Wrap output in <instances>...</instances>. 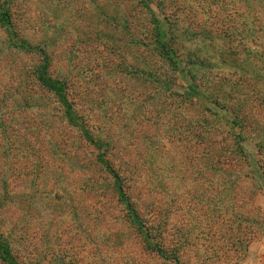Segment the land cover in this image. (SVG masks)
Segmentation results:
<instances>
[{"label": "rangeland", "instance_id": "rangeland-1", "mask_svg": "<svg viewBox=\"0 0 264 264\" xmlns=\"http://www.w3.org/2000/svg\"><path fill=\"white\" fill-rule=\"evenodd\" d=\"M138 1L118 0L109 4L108 18L115 20L95 24L93 15H100L92 12L89 0H18V36L44 46L50 56L52 73L68 78L76 99L77 95L82 98L77 100L82 114L93 127H103L111 142L118 139L119 147L123 148L121 153L138 160L141 208L152 218L158 217L160 221L163 214L168 220L164 236L169 248L179 254L181 264H264V0H164L171 15L169 20L178 28L179 39L182 41L183 32L199 35L192 45H198L204 52L210 51L214 59L211 65L238 85L233 93L235 101L226 102L235 104L232 105L234 110H239L240 101L251 100V110L246 111L247 115L235 129L227 126L225 120L230 121L229 117L213 115H221V110L212 105H207L212 114L198 104L188 106L189 112L207 117L203 119L210 124L200 122L199 126L208 142H217L208 145L205 142L200 148L197 146L199 140L194 139L191 154H188V146L182 148L185 143H173V137L167 135V131L158 132L160 124L174 127L177 119L173 117L170 102L175 99H160L163 89L138 71L142 68L143 58L158 64L154 56L143 52L144 47L133 43L134 39L140 42V38L149 42L146 39L150 32L149 19L137 6ZM157 2L155 0V6ZM207 9L209 13H205ZM55 10L60 20L53 16ZM125 19L131 23L135 38L123 35L125 31L117 25ZM55 22L61 30L60 35L49 39L54 37L49 25ZM96 31L102 35L105 32L116 42L120 52L115 53L110 46H105L99 40L102 35L98 36ZM8 38L10 36L0 28V95L10 97L3 113L8 112V125L16 127L26 117L20 115L17 86L21 84L23 89L32 83L29 70L40 61L8 46ZM225 50L228 53L226 60L230 63L227 67L222 57ZM202 75L203 72H197L195 81L181 75L175 79L170 76L169 80L179 94H183V87L202 84L208 88L206 94L213 93L209 99L217 94L223 96L219 89L229 83L224 81L223 85L212 78L216 85H209L202 80ZM166 77L162 73L161 78ZM251 96L263 99L253 102ZM46 97L43 106L27 114L28 119L37 122L32 144L27 147L20 141L12 154L16 164L13 168L17 171L28 169L31 175L10 179L11 188L16 197L25 192L34 196V192L40 190L55 199V196H63L70 205L62 213H53L49 209L41 219H37L33 209L28 212L26 238L29 245H35L38 250L31 246L26 254L32 259L39 253L40 260L44 258L42 264H57L48 250L56 253L65 248L71 252L65 259L68 264H99L103 259L102 264H163L155 258L151 261L148 254L136 260L131 257L139 247L138 242L131 240V244H127L129 231L125 224L114 225V230L109 231L106 223H99L98 216L90 209L93 199L88 196L89 190H79L80 170L71 165L76 157L72 158L67 149L59 148L66 140L64 132L67 137L74 138V142L75 134L66 132L58 121V113L54 112V98ZM50 99L52 101L48 102ZM177 101L182 102L181 98ZM26 126L27 123H23L17 133L21 138L26 137ZM36 135L40 136L38 144L34 141ZM7 140V135L0 130L2 154ZM34 144L37 148L43 147V156L31 151ZM3 156L0 170L7 174L11 168L4 165L7 161L5 154ZM61 165L65 169L61 170ZM42 168L47 171V176L49 171L53 172L46 187L42 177L35 179ZM61 172H67L66 176L70 174L68 184L60 176ZM35 181L39 182L36 189L33 188ZM54 187L69 190V195L65 196L62 189L54 191ZM20 210L14 205L8 206L0 213V219L11 226L12 221L20 219ZM79 218L84 225L82 229L77 227ZM115 229L118 233L113 236ZM44 232L50 234L49 240L43 238ZM59 232L61 238L55 239ZM121 242H125L124 245ZM73 253L76 254L74 261L71 260ZM36 260L37 257L32 259Z\"/></svg>", "mask_w": 264, "mask_h": 264}, {"label": "trees", "instance_id": "trees-1", "mask_svg": "<svg viewBox=\"0 0 264 264\" xmlns=\"http://www.w3.org/2000/svg\"><path fill=\"white\" fill-rule=\"evenodd\" d=\"M17 1L18 0H0V28L10 36V38H8V46L17 48L26 54H31L39 58L40 62L29 70L30 75L33 77L32 83L30 82V85L26 84L23 89L20 88L22 87L21 84H18L16 90V95L18 96L17 104H21L20 115H26L24 118L26 122L23 120V122L16 127L8 125L9 121L6 119L8 112L3 113V109L8 108L7 101L10 100V97L6 95V98H4V95H0V130L2 134L7 135L8 139L7 145L3 150V154H5L7 161L4 165L10 166L11 168V172H7V174H3V171L0 170V213H3L8 206L12 207L13 205L21 209L20 219L18 221H12L11 226H8L3 219H0V264H42L44 258L40 260L39 253L36 254V256H32V259L37 257L38 261H32L30 256L26 254L28 250H31V246H35L29 245V240L26 238L29 226L28 212L33 209V211H36L37 219H41L49 209L53 213H62L64 212V208L70 205L64 201L63 196H55V199L54 197H49L50 193L40 190L35 191L34 196L27 195L25 192L22 196L16 197L14 188L13 190L11 188L10 179L14 177L20 178V176L28 178L31 175V173H28V169L17 171L13 168L16 167V164L13 161L12 154L14 150L17 149L16 145H19L20 141L21 145L27 144V147L32 144L33 141L31 139L35 134L34 128L37 127V122L33 119H28L30 117L27 116V114L28 111H35L40 106H43L45 104L44 100L47 98L46 96L54 98V112L58 113V121L63 124L66 132L68 134H75L76 141L74 142L72 141L74 138L70 136L67 137V134L64 132L66 140L62 141L59 148H64L65 151L67 149L72 158L76 157L71 165L72 167L78 166L80 170L78 178L81 183V188L79 187V190H89L88 196L93 199L90 203V209L98 216L99 223H106L108 226L106 229L109 231L114 230V225L116 227L121 223L127 226V230L129 231L126 239L127 244H131L129 243L130 240L133 243L138 242L139 248L131 253V257L133 256L134 260L141 258L144 254H148L151 261L155 258L158 261L161 260L163 264H181L180 256H178L179 254L174 248H169L167 239L164 236L165 231H167L168 220L163 214L160 217V221L158 217L152 218L151 215L143 212L141 208L142 191L137 183L139 177L138 160L128 154L121 153L123 148L121 149L119 147V140L116 139L118 142L116 140H112L111 142L109 135H106V131L103 127H93L90 120L82 114L83 112L78 108L77 103V100H82V98L77 95L76 99L68 78H61L52 73L50 56L44 46L40 43H31L25 38H19L17 31L18 26L16 24L19 13L16 8ZM117 1L118 0H89L92 12L96 11L100 15V17L93 15L95 24H106V22L112 19L115 20V18H108V5L113 2L117 3ZM154 3L155 0H139L138 3L136 2L142 12L146 13L148 16L150 23L148 28L150 32H148L146 36L149 42L141 40L140 38V42L134 39L133 43L134 45L137 44L144 47L143 52L150 53L154 56L158 64H155L152 60L143 58L142 68L138 71L145 79L157 83L158 86L163 89L159 96L160 99L165 98L168 100L171 97L175 99L170 102V109H173L174 113L173 117L177 119V121L174 122V127L171 128L168 124H160L158 132L161 133L162 130L167 131V135L169 134L170 137H173V143H185L182 148L188 146V154H191L194 147V139L199 140L197 146L200 148L205 142H207V145L209 143L216 144L217 142H208L201 131V126H199V124L202 122L210 124L207 122V119H203L207 117L189 112L191 110H188V106L191 107V105L196 106V104H198L211 113L212 110L207 107V105H212L218 108V110H221V115L217 113L213 115L216 117H229L230 121L225 120V122L230 129H235L238 127L237 125L240 120L247 115L246 111L249 109L251 110V106L249 105L251 100L247 99L245 102L240 101V105L238 106L239 110H234V106L232 105L235 104L230 105L226 101L229 100V103L235 101L236 97L233 93L237 91L238 85H236L232 79L223 76L219 70H216V66L211 65L214 59L210 51L204 52L198 45H192L194 40L198 39L199 35L196 33L189 35L183 32L181 33V37L183 38L182 41L179 39L180 37L177 34L178 28L169 20L171 15L168 13L169 9L165 8L164 0H158L156 6ZM92 5H94V8ZM56 11L57 10L53 12V16L56 20H60V15L56 14ZM209 12V9L205 11V13ZM56 25V22L49 25V29L52 30L54 36L53 38L49 37V39H55L60 35L61 30H59ZM117 25L122 27L125 31L123 35L130 38L134 37L131 29L132 26L128 19L123 20L122 23H118ZM56 31H58V34H55ZM96 33L98 36L102 35V32L98 34L96 31ZM99 40L105 46H110L115 53L120 52V49L115 45L116 42L106 35L105 32L99 37ZM53 41L55 42V40ZM118 42L121 43L119 40ZM142 55H144V53H142ZM227 55L228 53H226L225 50V52L222 53V57L225 59L223 63L226 67L230 65L228 60H226ZM218 65L219 64H217V66ZM195 72H203L202 80L205 79L203 81L209 85H216V82H212V78L219 80L222 84L224 81H227L229 84H223L226 87L219 89L220 92L223 93V96L217 94L214 98L209 99L208 97L212 96L213 93L209 95L206 94L208 88L203 87L202 84L199 86L191 84L186 86L187 88L183 87V94L176 93L174 91L175 84L169 80V77L172 76L173 79H175L177 75H181L182 77L195 81ZM162 73H165L167 77L162 79ZM210 89L212 88H209V90ZM19 90H21V92ZM20 93L22 94L21 96L19 95ZM180 98L182 102L178 103L177 99ZM251 99L255 102L256 99L258 101L263 98H261V96L255 98L251 96ZM49 101L52 100L50 99L48 102ZM186 102L188 103L184 107ZM240 115H242V117ZM23 123H27L25 129L28 132H26L25 138H21L20 135H17L18 131L22 129ZM232 135H234V138H237V134H233L232 132ZM39 137V135H36L34 141ZM39 141H36L37 144ZM237 145L238 149L241 150V146H239L238 143ZM32 149L31 151L37 153L40 157L43 156V147L39 148L38 146L37 148V145L34 144L32 145ZM3 154L0 153V162L4 160ZM32 155L34 156L35 154ZM61 167V170H63V168L65 169L64 165H61ZM66 174L67 172H61L60 176L64 177L68 184L70 181L68 179L70 174H68V176H66ZM51 175H53L52 171H49V176H47V171L42 168L41 171L36 174L35 179L42 177L46 187L47 184L49 185ZM56 183L59 184V182ZM70 184L72 183L70 182ZM54 185L52 184V187ZM38 186L39 182L35 181L33 183V188L36 189ZM29 187L30 186H28V188ZM57 188L58 187H54V191H61L62 189L65 196L66 194L69 195V190L63 188L57 190ZM36 193H39L38 196ZM16 199L18 202H15ZM46 200H48V202L44 204ZM57 201L61 202L59 203ZM34 204H36L35 207L33 206ZM99 223L96 222L97 227H100ZM77 224H79V226H77L79 229L84 227L81 218L78 219ZM117 233L118 229H115L113 236L117 235ZM61 235L62 234L59 232L58 237H55V239H60ZM43 238L49 240L50 234L44 232ZM122 243L123 242H121V245ZM34 250H38L36 246ZM48 251L51 254L50 257L56 260L57 264H68L65 262L66 257L71 253L68 249L61 248V252L55 251L56 253H54V251ZM73 255L74 256L71 255V260L76 258V254L73 253ZM41 257H43V255ZM99 257V254L96 253V258ZM103 262H105V259L99 264Z\"/></svg>", "mask_w": 264, "mask_h": 264}]
</instances>
